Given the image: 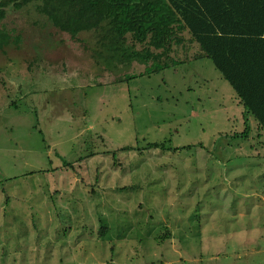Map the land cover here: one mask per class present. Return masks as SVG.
Here are the masks:
<instances>
[{"label": "rangeland", "instance_id": "374dc122", "mask_svg": "<svg viewBox=\"0 0 264 264\" xmlns=\"http://www.w3.org/2000/svg\"><path fill=\"white\" fill-rule=\"evenodd\" d=\"M2 24L0 264H264V132L235 135L244 109L195 46L146 64L31 6Z\"/></svg>", "mask_w": 264, "mask_h": 264}, {"label": "trees", "instance_id": "16d2710c", "mask_svg": "<svg viewBox=\"0 0 264 264\" xmlns=\"http://www.w3.org/2000/svg\"><path fill=\"white\" fill-rule=\"evenodd\" d=\"M25 6L72 39L91 38L107 59L147 64L192 44L191 59H208L244 109V130L235 135L248 137V116L264 132V0H0V51L19 42L2 24L7 10Z\"/></svg>", "mask_w": 264, "mask_h": 264}, {"label": "crops", "instance_id": "0c3cea01", "mask_svg": "<svg viewBox=\"0 0 264 264\" xmlns=\"http://www.w3.org/2000/svg\"><path fill=\"white\" fill-rule=\"evenodd\" d=\"M255 197V196H254Z\"/></svg>", "mask_w": 264, "mask_h": 264}]
</instances>
